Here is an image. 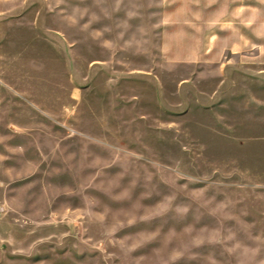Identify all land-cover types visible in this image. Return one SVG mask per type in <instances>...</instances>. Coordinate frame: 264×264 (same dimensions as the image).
I'll return each instance as SVG.
<instances>
[{
	"label": "rangeland",
	"instance_id": "1",
	"mask_svg": "<svg viewBox=\"0 0 264 264\" xmlns=\"http://www.w3.org/2000/svg\"><path fill=\"white\" fill-rule=\"evenodd\" d=\"M254 38L264 0H0L1 261L264 264Z\"/></svg>",
	"mask_w": 264,
	"mask_h": 264
},
{
	"label": "crops",
	"instance_id": "2",
	"mask_svg": "<svg viewBox=\"0 0 264 264\" xmlns=\"http://www.w3.org/2000/svg\"><path fill=\"white\" fill-rule=\"evenodd\" d=\"M240 4H242V6H244L245 5V3H238V6H239V8H240ZM240 19H241V21L243 20V18L242 17H239ZM239 19V20H240ZM244 21V20H243ZM239 38V37H238ZM244 40L245 39H242L241 41V43L243 44V42H244ZM252 43L253 44H255V45H261V44H264V40H262V39H256V38H254L253 40H252ZM241 44V45H242ZM238 48V47H237ZM240 49L238 48L237 49V51H239ZM194 74V73H193ZM244 75V74H243ZM195 76H197V75H194V76H192V77H195ZM192 77H190V78H192ZM192 81V79H189V78H186V79H182V80H180L179 81V85H178V89H179V91H181L184 87H186L187 85H190L191 86V84H189L190 82ZM222 84H223V81H219L218 82V87H221L222 86ZM238 91V92H237ZM236 92L237 93H242V95H245V89H243V90H237ZM244 93V94H243ZM214 97V96H213ZM200 100V99H199ZM199 107H201L203 110H210V109H214V107H215V104L214 103H212V104H200L199 105ZM0 264H4L2 261H1V259H0Z\"/></svg>",
	"mask_w": 264,
	"mask_h": 264
}]
</instances>
